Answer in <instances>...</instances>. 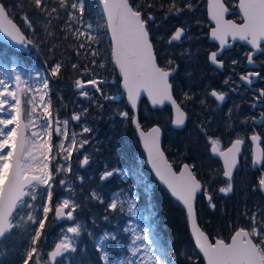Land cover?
<instances>
[{"label": "snow or ice", "instance_id": "obj_1", "mask_svg": "<svg viewBox=\"0 0 264 264\" xmlns=\"http://www.w3.org/2000/svg\"><path fill=\"white\" fill-rule=\"evenodd\" d=\"M31 2L36 10L34 16L43 14L45 17L55 16L59 20L63 13V18L71 22L63 29L66 33L64 39L67 40L70 36L78 42L75 47L76 56L87 59L85 63L71 64V68L78 73V78L74 81L78 96L98 109L97 115L104 111L105 102L123 103L126 98L127 109H119L115 115L134 125L139 132L143 147L147 151L148 164L170 195L186 210L195 243L207 264H264V208L254 205L249 211L245 205V210L239 216L234 217L231 223H225L228 239L210 237L209 232L198 222L201 200L214 213L217 204L213 199V191L225 197L233 193L234 173L240 163L245 139L237 137L225 145L221 139L225 131H221L219 135L210 133L209 122L201 121L197 127L205 146L210 148L213 157L223 161L221 171H210L202 177L200 167L193 162H181L173 167L175 162H170L162 149V130L159 126H153L148 131H144L141 126L139 107L142 96L153 107L166 103L171 105L175 112L172 124L177 129H184L192 110L189 105L194 108L197 101L201 105L205 103L203 96L198 97L194 92L174 95L172 81L179 75L181 65L170 51L157 46L158 37L153 31L154 27H159L155 14L157 11L166 9L163 16L165 21L170 16H181L184 12L194 15V0H166V3L163 0H55L56 6H52L50 0ZM86 6L90 10L87 22L84 20ZM228 13L229 7L223 0H208V14L214 22L208 38L215 42L217 50L208 52L207 59L216 68L223 69L224 53L231 50L234 42L241 41L250 48L245 53L246 63L254 65V57L258 54L264 55V0H238L236 14L242 15V23L226 19ZM20 19L26 26L23 30L14 22L6 0H0V32L25 49L38 47L43 41L26 34H35L38 29L27 15ZM73 25L80 27L74 28ZM44 27L48 36L55 35L48 31L47 25ZM187 29L188 25L178 27L166 40L163 37L159 39L171 46L174 42H181L182 38H188L185 35ZM104 37L109 42L108 64L118 70L122 81L118 85L119 93L116 96L104 90L103 86L108 81L97 71L104 69L106 65L101 52L93 45L101 44ZM231 63L236 64L238 61L232 59ZM64 68L62 61L53 60L44 73L37 74V87L30 86L15 69L14 83L0 79V114L8 113L7 118L0 116V246L6 238L14 235L15 230L26 229V225L34 226L28 233L29 243L19 264H72V254L77 252V239L85 230L74 215L81 206L80 203L68 196L54 199L57 183L71 191V188L66 187L67 181L63 178L57 181L56 175L72 172L71 159L74 153L78 157L79 167L90 164V154L84 150L93 140L84 134L94 131L87 124L86 118L90 115L88 106L80 107L79 111H73L70 117L63 119L52 111L51 84L60 78ZM186 74L191 77L192 72L186 71ZM256 79H264L260 71H249L239 76V80L248 86H252ZM223 83L227 85L229 80L225 79ZM232 91H236V88H232ZM208 95L216 101L224 102L227 93L212 90ZM57 98L61 99L59 96ZM260 103H264V88L258 90L251 106L257 108ZM38 108L42 109L41 117L44 121L39 125L33 119ZM231 111L229 109V115ZM82 118H85L83 122ZM192 118L199 117L193 113ZM70 121L74 125L79 124L81 130H73L70 134ZM240 123H248L247 118ZM252 123L264 125V112L260 113L259 120L253 117ZM36 127L40 130L30 131ZM230 127V124L225 123V130ZM250 141L257 146L252 166L260 167L264 164V149L259 148L261 136L253 132ZM117 158L121 157L118 155ZM54 159L57 160L55 165L52 164ZM61 160L64 163H60ZM104 167L105 170L99 176L101 184L114 176L119 177L124 184H128L129 180L133 181L128 188L117 189L110 194L106 211L115 213L119 200L121 212L127 204L128 212L135 216L140 201L139 188L143 189L145 195L149 191L141 164L133 159L126 167L116 166L109 169L107 164ZM220 177L223 178L224 186L213 189L214 182L221 183ZM78 179L82 182L84 178ZM256 188L264 193V172L259 175L253 191ZM125 193L132 199H120ZM90 199L104 203L102 195L97 191L90 192ZM143 211L146 214L144 218L152 219L155 224L156 212L152 205L147 204ZM220 211L226 215L222 206ZM50 214L54 220L72 223L61 229L62 237L45 253L43 242L46 240L45 227ZM103 219L107 221L109 216L105 215ZM126 224L123 231L133 234L132 244L135 245L131 248V255L138 257L141 252L145 255L140 256L138 261L127 260L122 264H169L165 259L167 246L158 230L153 235L152 230L146 228L142 234H137L132 221H126ZM88 235L95 241L98 259L103 264H110L109 250L105 243L109 240L119 243L117 235L105 231L98 241L93 233L89 232ZM157 246L160 255L156 254ZM58 258L61 259L58 261Z\"/></svg>", "mask_w": 264, "mask_h": 264}, {"label": "trees", "instance_id": "obj_2", "mask_svg": "<svg viewBox=\"0 0 264 264\" xmlns=\"http://www.w3.org/2000/svg\"><path fill=\"white\" fill-rule=\"evenodd\" d=\"M52 6H56L55 0H50ZM166 3V0H163ZM9 5V10L12 12L14 20H16L22 29H25V25L21 21V16L27 15L32 20L34 27L38 29L37 33L26 32L30 37L41 39L43 42L38 47H33L30 53L18 52L13 47L0 42V55L10 57L16 55L22 64L32 65L35 64L39 68L46 70L51 66L53 60H60L65 65L62 70L60 78L56 79L51 84V101L52 111L54 114L58 113L60 118H68L72 115L73 111L80 109L82 106H88L90 115L86 118L88 126L93 128V133L84 134L92 138L93 143L86 146L85 150L90 154V164L86 167H79V160L74 153L71 159L72 172L60 173L56 175V180L65 179L67 181V188H71L74 199L80 203V207L75 213L77 221L83 224L84 231L77 242V252L72 254V264H103V261L98 259V253L95 249V241L89 237L88 233H93L96 237L100 235L101 231L108 228H113V222L116 221L117 215L113 212L106 211L107 199L110 193L121 188H128L133 183L129 180L128 184H124L120 181L119 177H112L105 181L104 185L100 188L98 194H101L104 203L101 204L94 199H90V192L93 191V179L99 177L100 173L105 170V164L108 168H114L116 166L126 167L127 164L133 159L141 164L142 174L147 177L151 186L149 191L145 195L142 188H139V208L144 209L147 204H151L156 212L155 217V230L159 231L163 237L164 242L168 248V252L174 259V264H205L203 257L197 251L193 238L190 233L188 220L186 218V210L183 206L175 200L166 190L154 178L148 165L146 164V157L142 150L140 141L136 135V130L131 123L122 121L116 117L115 113L119 109H127L126 98L123 103L105 102V109L97 115L98 109L90 104V102L84 98L78 96L77 91L74 88V81L78 78V73L71 68L72 63H85L87 59L83 56L77 57L75 54V47L78 42L71 39L65 40L66 33L64 27L70 24L62 13V18L57 20L55 16L45 17L43 14H36L31 0H6ZM196 10L194 15L189 12H184L181 16H170L168 20H164V11L159 10L155 14L158 17L159 27H154L153 31L156 33L158 40L157 46L163 48V40L159 37H163L165 40L176 29V27L182 22V25H188L187 35L188 38L183 41L188 45L189 50L192 51L196 60L195 66L190 71L196 70L193 76H187V80H182L181 84L176 83L178 77L186 76V73L179 74L174 83V95L177 93L189 92L195 93L196 96L203 94V90L198 88L206 87L209 72V63L207 59V53L212 49L213 44L208 40V32L210 25L207 21V10L205 0H194ZM90 10L86 6L84 20H88ZM45 25L48 26V31L55 33L53 36H48L45 31ZM74 27V25H73ZM165 44V43H164ZM97 47L101 52L106 67L104 69H97V71L108 81L104 85V90L113 96L118 95L120 84V77L114 66L108 64L109 55V42L107 37L102 39V43L99 45H93ZM175 56V55H174ZM177 63L181 65L183 63L179 56H175ZM198 63L200 65H198ZM185 65V64H184ZM184 67V66H182ZM181 67V68H182ZM189 69V68H188ZM181 71V70H180ZM194 80V81H193ZM61 99H58L57 97ZM189 114L188 123L184 129H174L171 121L168 120V116L164 109H151L146 99L142 100L139 110V117L141 125L147 129L153 124L160 123L164 131L163 148L166 151L169 159L171 160L172 154L175 155L176 160L179 162H193L200 167L201 176H206L210 171H221V164L216 157L210 154V148L204 144L203 136L200 134L197 125L200 124L199 120L204 118L193 119V113L201 116L204 113L205 107L196 102L194 108ZM146 110L148 114L143 113ZM165 113V116H164ZM166 120H165V119ZM171 118V113H170ZM169 118V119H170ZM82 118V122H83ZM208 119H211L208 117ZM159 124V125H160ZM215 125L209 124L210 133H215ZM220 125V124H219ZM80 125L69 122L70 134L74 130L79 132ZM218 134V133H216ZM198 135L201 138L203 147L201 149L195 148L192 143L194 136ZM79 139V137H78ZM57 141L54 140V143ZM95 149H98L96 151ZM195 151H202L201 154ZM55 152V149H54ZM118 155L121 158H117ZM190 158V160L188 159ZM59 159V158H57ZM56 159L52 161L55 165ZM64 163V161H60ZM176 167V164L174 163ZM264 169V164L262 166ZM78 177H83V181H79ZM258 176L251 169L250 164H246L243 168V172L239 176L235 175L234 178V191L225 197L223 194L213 191V199L217 204L216 212H211L206 203L201 200L198 210V220L200 225L209 232L210 237H220L228 239V232L225 228V223H231L234 217L239 216L243 210L242 207L247 205V209L251 210L254 205L262 206L264 204V197L261 195L256 187V181ZM221 183L214 182L213 189L222 186L223 178L220 177ZM70 181V183H68ZM67 190L65 187H61L58 183L54 188L55 197L66 196ZM221 206L224 209L222 214L220 211ZM109 216V220H104L103 217ZM69 221H57L52 218V214L49 216V221L46 222L45 232L46 240L43 242V251L46 253L50 251L56 242L60 239L61 229L65 223ZM206 226V227H205ZM32 227L26 225L25 228L17 229L14 235L6 238L0 246V264H19L21 256L24 254L26 247L28 246V233ZM123 232V231H121ZM121 246L125 247V243L129 241L126 235H121ZM112 242H108L107 248L110 251L109 256H118L115 254ZM124 253H122L123 255ZM59 261V260H58Z\"/></svg>", "mask_w": 264, "mask_h": 264}, {"label": "flooded vegetation", "instance_id": "obj_3", "mask_svg": "<svg viewBox=\"0 0 264 264\" xmlns=\"http://www.w3.org/2000/svg\"><path fill=\"white\" fill-rule=\"evenodd\" d=\"M206 2V1H205ZM224 2L226 3V5L233 9L235 7H231L229 5V0H224ZM232 15H236V16H240V14H236V11H234ZM232 18L236 21H238L234 16H232ZM241 18V16H240ZM208 20V18H207ZM241 21V20H240ZM238 21V22H240ZM208 23L211 27V23L208 20ZM183 23L181 22L180 25L181 26ZM177 26V27H178ZM184 27V25H182ZM176 27V28H177ZM210 29V28H209ZM187 35V31L186 34ZM165 40V39H164ZM164 40L163 45L164 48L167 49H173V48H177L180 45L184 44L183 41L185 39L182 40L181 43H176L174 42L171 46L167 45L166 43L164 44ZM209 40V39H208ZM212 43V42H210ZM214 47H212V49H210V51H214L216 50V46L214 43H212ZM242 47L240 48L241 51L243 52V56L241 57L240 61H238V63L234 64L232 67H229V56H230V51H233L232 49L234 47L238 48V47ZM233 48L231 50H228L224 53L223 55V59H224V63H225V67L223 69H218L214 66H212L209 63V74L206 77L208 79L207 83L205 84L206 87H200L198 89L203 90V94L200 96H203L205 103H204V113L201 114V116L197 115L200 118H204V120H199V123L201 121H206L209 122L210 125H215L216 128V133H218L217 135H219L221 133V131H225V134L223 136H221V139L223 141V143L226 145L230 140H233V138H237L234 134L233 131L236 129L237 131H239L240 133L244 132V127L246 128V126L243 124V126L240 124V109H241V105H240V99L242 102V106L244 105H248L249 109H250V120H249V127L250 130L253 132L258 131L260 133V128H262L263 125H256L254 123H252V118L256 117L259 118L260 117V113L264 112V103H260L259 107L257 108H253L251 105L254 102V97L256 95V93L258 92L259 89L264 88V79H256L255 83L252 86H248L245 82L240 81L239 80V76L247 74V72L249 71H260L261 76H264V60H261L262 55H257L254 57V61L256 66H247L246 63V56L245 53H247L250 48H248L246 45L241 44V43H236ZM235 48V50H236ZM245 59V60H244ZM184 66L183 63H181V67ZM195 66V64L193 65ZM196 70L191 71L192 75L194 74ZM181 74V71L180 73ZM187 76H180L177 79V76L174 77L173 81H176V83H180L182 82V80H187ZM225 79L229 80V84H224L223 81ZM194 81V80H193ZM232 88H236V91H232ZM212 90H217V91H221V92H225L227 93L226 95V99L224 102H222L221 105H219L218 101L215 100L214 97H211L210 95H208V93H210V91ZM245 92V97L242 95V92ZM217 106V110H214V107ZM169 108L165 111V113L167 115H169L170 117V113H171V118H172V107L167 104L164 107L160 108V109H164V108ZM231 108V115L228 114V110ZM164 113V115H165ZM190 114V112H189ZM5 116L8 117V113H5ZM208 117H210L211 119H208ZM228 121H231L233 125H231L230 128L225 130V123H227ZM172 123V122H171ZM188 123V120H187ZM186 123V124H187ZM220 124V125H219ZM186 126V125H185ZM176 129V128H174ZM211 130V129H209ZM251 133L248 134V138L250 136ZM261 134V133H260ZM240 135V134H239ZM262 136V135H261ZM164 137V136H163ZM240 137V136H238ZM263 137V136H262ZM246 151L243 150V154L241 155V159H240V163L238 165V169L237 171L234 173V178L235 175L239 176L240 173L243 172V168L244 166L248 163L251 165V169L253 170V172L259 177L261 169L263 168H256L254 169L252 167V159L249 158V154L246 155ZM188 162V161H187ZM221 164V162H220ZM221 169H222V164H221Z\"/></svg>", "mask_w": 264, "mask_h": 264}, {"label": "rangeland", "instance_id": "obj_4", "mask_svg": "<svg viewBox=\"0 0 264 264\" xmlns=\"http://www.w3.org/2000/svg\"><path fill=\"white\" fill-rule=\"evenodd\" d=\"M237 2H238V0H229V5L231 7H236ZM232 16H234L238 21L241 20L240 16H236V15H232ZM85 21L87 22L88 20H85ZM75 27H80V25H74V28ZM235 48L236 47H234L232 49L233 51H230V56H229V61L230 62L228 64L229 67H232L234 65V64L231 63V60L232 59H236L237 61H240L241 57L243 56V54H242L243 52L240 49L242 47L239 46L238 48H236V50H235ZM164 49L170 51L175 56H179L180 60L183 62V65L185 64L184 67L181 68V74H182V72L183 73H186V71H190L193 68V65L194 64L197 65L196 64V60L194 58V55H193L192 51L189 50L187 44H182L179 47L173 48V49H167V48H164ZM261 60H264V55H262ZM198 65H200V64L198 63ZM9 69L12 70V73H13L12 74V80H11V82L14 83V72H13V69H15L16 72H19L21 74L22 79L28 81L29 82V85L32 86V87H37L38 84H39V81L36 79L37 74L38 73H44L45 72L44 69L39 68L38 66H33L31 68H23V67H20V66H18L17 64L14 63L10 67H6V66L1 67L0 66V79H5L6 78V76L3 75V71H5L8 74H10ZM21 86L23 87L24 85H21ZM242 95L245 97V92L244 91L242 92ZM241 99H240V105H241V109H240V121H242L245 118H247L248 123H240L242 126H243V124L246 126V128L243 126L244 127V132L243 133H240L239 131H237L235 129L233 131V134L236 137H238V136L243 137L244 136L245 138H248V134L249 133H252V131L250 130V127H249V120L251 118V116H250V109H249V106L248 105L242 106ZM218 103H219V105L222 104V102H220V101H218ZM217 109H218L217 106L214 107V110L215 111ZM79 110L80 109H78L76 111H79ZM41 112H42V109L38 108L37 109V113L33 117V119L36 121L37 125L42 124L44 122L43 119H42V117H41ZM228 112H229V110H228ZM143 113L148 114V112L145 109L143 110ZM0 116H3V118H7L5 116V113L0 114ZM169 118L170 117L168 116V120L171 121L172 118H170V119ZM61 119H63V118L61 117ZM227 123L230 124V125H233L231 121H228ZM36 130H40V129L38 127L31 128L30 129V131H36ZM79 130H81V129L79 128ZM260 133L263 136V142H264V125L262 126V128H260ZM54 140H56L55 139V134H54ZM65 146H67V144ZM170 161L171 162L174 161L175 164L181 163V162H179V161L176 160V157L173 154L171 156V160ZM144 179H145V181H148V179H147L146 176H144ZM79 181H81V180H79ZM68 183H70V181ZM147 184H148V186H151L150 182H147ZM93 185H94L93 191L99 192L100 188L103 187L104 185H107V184H105V183L101 184L100 183V180H99V177H95L93 179ZM66 196L71 197V198L74 199L71 191H68ZM109 197L107 199V203L109 202ZM125 198L132 199V197L130 195H128L127 193L122 194V196L120 197V199H125ZM261 208H264V204L261 206ZM242 209L245 210V207H242ZM249 211H250V209H249ZM115 214L117 215V218H116V221L113 222V224L117 227V229L109 228L107 230H104L100 235H98V236L95 237V240L98 241L99 238L104 235V232L105 231L114 232L117 235V238H118L119 243H117L115 241H111V240L106 241V243H105V247L107 248L108 242H112L113 243L112 244V247L114 248L113 251H115V254L118 255L116 257L115 256H113V257H110L109 256L110 257V264H122V262H126L127 260H133L134 262L135 261H138L139 258H140V256H144L145 254H144V252H141L138 257H133L131 255V248L132 247H135V245L132 244V235L133 234L131 232L125 233L123 231V228L127 226L126 221H132V226L134 228H136L137 234H142L143 231L147 228V229H151L152 230V233L154 235L155 234L154 228L151 226V224L149 223V220L148 219H145V218L141 219V217L138 215V213L135 216L131 215L128 212V205L127 204L124 205L123 212H121L119 200H118V208H117V211L115 212ZM258 219H259V217H258ZM71 223L72 222H70V221L67 222V223H65L62 228L66 227L67 225H70ZM121 231H123V232H121ZM123 234L126 235L129 238V241L125 243V247H123V246L120 245V243H122V237H121V235H123ZM68 235L71 236V234H68ZM61 237H62V232H61L60 238ZM78 239H77V242H78ZM164 245H166V244L164 243ZM158 248H159V246H157V252H156V254L157 255H160V252H159ZM166 251H167V256L165 257V259L169 261V264H174V259L171 256V254L168 252L167 248H166ZM109 253H110V251H109ZM122 253H124V254L122 255ZM60 259L61 258H59L58 260H60Z\"/></svg>", "mask_w": 264, "mask_h": 264}, {"label": "water", "instance_id": "obj_5", "mask_svg": "<svg viewBox=\"0 0 264 264\" xmlns=\"http://www.w3.org/2000/svg\"><path fill=\"white\" fill-rule=\"evenodd\" d=\"M223 2H224V0H223ZM206 3H207V5H206V9H207V18H208V20H209V22L211 23V27H210V29H209V32H210V30H211V28L212 27H214V22L211 20V18H210V16H209V14H208V0H206ZM225 3V2H224ZM226 4V3H225ZM237 4H238V2H237ZM227 6V5H226ZM228 7V6H227ZM234 11H236V7L235 8H233V9H231V8H229V13L226 15V19H232V20H234L233 18H231V17H229V14H232ZM240 16H241V19H242V15L240 14ZM234 21H236V20H234ZM16 24H17V22L16 21H14ZM237 23H242L243 21H241V22H238V21H236ZM18 25V24H17ZM19 26V25H18ZM179 27H181V26H179ZM209 39V38H208ZM0 41H3V42H6V43H8V44H10V45H12L14 48H16L17 50H19V51H29L30 50V47L29 48H27V49H25L23 46H20V45H17V44H15V42H13V41H11V39L9 38V37H6L2 32H0ZM209 41L210 42H213V41H211L210 39H209ZM176 43H181V42H176ZM213 43H215V42H213ZM236 43H241V44H244V45H246L244 42H241V41H237V42H234L233 43V46L236 44ZM233 46H232V48H233ZM247 46V45H246ZM247 47H249V46H247ZM231 48V49H232ZM217 50V49H216ZM209 63H210V61H209ZM211 64V63H210ZM212 65V64H211ZM213 66V65H212ZM247 66H256V64H254V65H248L247 64ZM215 67V66H214ZM117 71V73H118V70H116ZM119 75V74H118ZM120 77V76H119ZM120 84H122V81H121V77H120ZM143 99H146V101H147V103H148V105L152 108V109H158V108H162V107H164L165 105H167V103L165 104V105H163V106H155V107H153L152 105H151V102L146 98V97H143L142 96V98H141V103H142V100ZM141 103H140V107H141ZM171 106V105H170ZM140 107H139V110H140ZM172 107V106H171ZM172 120L175 118V112H174V109L172 108ZM257 120H259V118H257ZM186 123H187V121H186ZM256 125H261V124H259V123H255ZM153 126H159L158 124H154V125H152V126H150L148 129H145L144 127H142V129L144 130V131H148V130H150V128L151 127H153ZM172 126L174 127V125L172 124ZM133 127H134V125H133ZM160 127V126H159ZM161 128V127H160ZM174 128H176V127H174ZM134 129H135V127H134ZM177 129V128H176ZM136 130V129H135ZM161 130H162V128H161ZM255 133H257V134H259L260 136H261V134L258 132V131H255ZM136 135H137V137H138V139H139V141H140V144H141V147H142V149H143V151H144V153L146 154V156H147V151H146V149H144V147H143V142H142V140L140 139V137H139V132L136 130ZM250 136H251V134H250ZM250 136H249V140H250ZM262 140H263V137L261 136V141H260V143H259V148L260 149H263V146H262ZM161 146H162V149L164 150V148H163V130H162V137H161ZM165 151V150H164ZM257 151V146L255 145V144H253L252 143V161H253V159H254V153ZM165 155L167 156V153L165 152ZM168 157V156H167ZM221 161H222V159L221 158H219ZM171 162V161H170ZM222 165H223V161H222ZM263 165V164H262ZM262 165L260 166V167H256V168H262ZM150 166V165H149ZM173 167H174V165H173ZM253 167V166H252ZM175 168V167H174ZM254 168V167H253ZM256 168H254V169H256ZM150 169H151V166H150ZM152 170V169H151ZM152 172H153V174H154V171L152 170ZM262 172H264V170H261V173ZM154 176H155V174H154ZM156 177V176H155ZM156 179L159 181V179H158V177H156ZM160 182V181H159ZM161 184H162V182H160ZM163 185V184H162ZM165 186V185H164ZM166 187V186H165ZM260 191V190H259ZM170 193V192H169ZM261 193V192H260ZM261 195L264 197V193H261ZM174 198V197H173ZM199 222V221H198ZM188 224H189V229H190V233H191V235H192V238H193V240H194V244H195V246H196V248H197V250H198V252L200 253V255L203 257V254L199 251V249H198V246L196 245V243H195V237H194V235H193V233H192V231H191V225H190V222L188 221ZM201 226V225H200ZM217 238V237H216ZM204 259V258H203ZM204 261H205V264H207V261H206V259H204Z\"/></svg>", "mask_w": 264, "mask_h": 264}, {"label": "bare ground", "instance_id": "obj_6", "mask_svg": "<svg viewBox=\"0 0 264 264\" xmlns=\"http://www.w3.org/2000/svg\"><path fill=\"white\" fill-rule=\"evenodd\" d=\"M240 137H241V136H240ZM242 138L245 139V145H244L243 150H245L246 153H247L246 155L249 154V158L252 159V143H251V141H250L249 139L245 138L244 136H243ZM233 140H234V138H233ZM261 143H262V146H263V149H264V142H263V140H262ZM192 145H193L195 148H198V149L204 148V147H203V143H202V141H201V138H200L198 135H195V136H194V140H193ZM243 150H242V154H243ZM195 152L198 153V154H201V153H202V151H195ZM242 154H241V155H242ZM216 158H217V157H216ZM217 160H218L219 162H221V164H222V161H221L219 158H217Z\"/></svg>", "mask_w": 264, "mask_h": 264}]
</instances>
